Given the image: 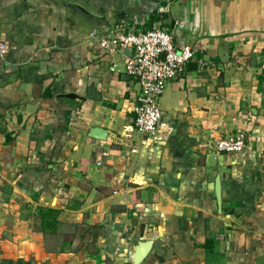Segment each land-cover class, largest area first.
Instances as JSON below:
<instances>
[{"label": "crops", "instance_id": "0c3cea01", "mask_svg": "<svg viewBox=\"0 0 264 264\" xmlns=\"http://www.w3.org/2000/svg\"><path fill=\"white\" fill-rule=\"evenodd\" d=\"M64 1L104 19L100 29L140 31L166 17L155 27L191 47L194 66L166 85L161 122L139 138L120 62L90 38L59 34L53 0H0L9 49L0 60V264H131L140 241L153 243L142 264H255L264 255V0ZM68 93L78 98L57 97ZM92 128L109 135L89 138ZM238 134L241 152L215 151ZM37 207L97 234L79 252L46 253Z\"/></svg>", "mask_w": 264, "mask_h": 264}, {"label": "built area", "instance_id": "2783aa9c", "mask_svg": "<svg viewBox=\"0 0 264 264\" xmlns=\"http://www.w3.org/2000/svg\"><path fill=\"white\" fill-rule=\"evenodd\" d=\"M90 39L102 53L111 57L123 48L132 50L129 58L121 57L122 73L128 79L134 100L133 123L139 138L152 134L162 119L159 101L169 82L178 79L194 60V51L186 45H176L173 36L160 25L151 30H129L124 27L97 29ZM8 46L0 42V60L8 54ZM244 135L219 139L214 149L221 154L243 150Z\"/></svg>", "mask_w": 264, "mask_h": 264}, {"label": "water", "instance_id": "95a60500", "mask_svg": "<svg viewBox=\"0 0 264 264\" xmlns=\"http://www.w3.org/2000/svg\"><path fill=\"white\" fill-rule=\"evenodd\" d=\"M54 5L57 7L60 15L59 34H67L74 39L75 43H83L90 38L92 31L105 27L107 25L104 19L96 18L83 9L69 4L64 0H53ZM132 55V50L129 48H123L120 54L112 55V61L114 64L120 62L121 57L129 58ZM194 66L190 63L189 66ZM58 98H65L73 100L78 98L75 94H61L57 95ZM109 133L100 128H92L89 131L88 137L95 140H105ZM212 189L215 192L217 206L221 209V191L219 179H215ZM152 241H140L137 242L133 249L131 264H142L147 258L152 249ZM255 264H264V255L258 257Z\"/></svg>", "mask_w": 264, "mask_h": 264}, {"label": "trees", "instance_id": "16d2710c", "mask_svg": "<svg viewBox=\"0 0 264 264\" xmlns=\"http://www.w3.org/2000/svg\"><path fill=\"white\" fill-rule=\"evenodd\" d=\"M166 17L152 16L148 24L144 25L143 31L155 28L156 22L161 21L162 26ZM161 26V27H162ZM260 80V79H259ZM38 84V83H37ZM35 84V86L37 85ZM35 97L38 99H47L53 97L49 90L40 93L34 90ZM14 136L11 134L5 135V144H11ZM37 217L40 220V231L43 240V246L46 253L57 254L65 251V247L69 252H79L86 241H92L95 236V227H86L71 223H62L58 220L59 211L51 208L37 207ZM10 264H31L30 261H11Z\"/></svg>", "mask_w": 264, "mask_h": 264}]
</instances>
